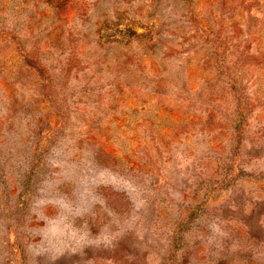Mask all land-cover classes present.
<instances>
[{
  "label": "rangeland",
  "instance_id": "obj_1",
  "mask_svg": "<svg viewBox=\"0 0 264 264\" xmlns=\"http://www.w3.org/2000/svg\"><path fill=\"white\" fill-rule=\"evenodd\" d=\"M0 264H264V0H0Z\"/></svg>",
  "mask_w": 264,
  "mask_h": 264
}]
</instances>
